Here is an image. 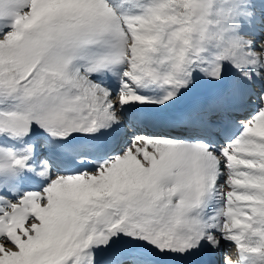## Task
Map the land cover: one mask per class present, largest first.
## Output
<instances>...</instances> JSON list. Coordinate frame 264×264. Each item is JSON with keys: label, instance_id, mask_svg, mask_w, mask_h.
Returning <instances> with one entry per match:
<instances>
[{"label": "snow or ice", "instance_id": "snow-or-ice-1", "mask_svg": "<svg viewBox=\"0 0 264 264\" xmlns=\"http://www.w3.org/2000/svg\"><path fill=\"white\" fill-rule=\"evenodd\" d=\"M32 14L0 0V38ZM29 40L0 67L2 264H264V0H100Z\"/></svg>", "mask_w": 264, "mask_h": 264}, {"label": "rangeland", "instance_id": "rangeland-1", "mask_svg": "<svg viewBox=\"0 0 264 264\" xmlns=\"http://www.w3.org/2000/svg\"><path fill=\"white\" fill-rule=\"evenodd\" d=\"M100 0H32L33 14L30 20H27L21 27L20 31L13 30L5 37L0 38V67H10L16 61L15 53H18L26 48L32 47L33 42L29 40V33L33 28L39 25L44 20H55L61 16H73L81 13H87L92 10H99ZM80 66H83L82 64ZM49 75L55 76L57 79L62 77V73L56 70L49 72ZM107 84L115 83L116 89L119 85L114 79L106 81ZM156 93V94H155ZM115 94V93H113ZM141 95L157 96L159 90L152 89L147 91H141ZM139 106L129 105L125 108H138ZM125 113V112H124ZM0 142H5L8 147L17 149L19 145L12 141H4L0 138ZM12 142V143H11ZM10 144V145H9ZM145 159L149 160L153 167H155L157 161L154 157L145 153ZM128 171L124 173V180L126 183H131L132 180L138 179V176H131L129 172L138 170L139 173L146 172L147 169L140 164L135 157H129L125 161ZM91 194V190L85 191L79 194L81 199H87ZM32 212L36 215L37 219L42 224L47 223L49 216V210L36 205L33 207ZM18 239V238H17ZM22 254L29 257H39L37 264H59L58 255L55 251V243L52 240L48 241H30L27 245L21 244ZM234 248V247H233ZM232 249V248H231ZM235 249V248H234ZM231 254V253H229ZM223 258L221 259L222 262ZM19 261V258H17ZM2 264V262H0ZM9 264H12L10 261Z\"/></svg>", "mask_w": 264, "mask_h": 264}, {"label": "bare ground", "instance_id": "bare-ground-1", "mask_svg": "<svg viewBox=\"0 0 264 264\" xmlns=\"http://www.w3.org/2000/svg\"><path fill=\"white\" fill-rule=\"evenodd\" d=\"M107 83V82H106ZM113 83V82H112ZM111 87L113 88V89H116V84H112L111 85ZM141 93V92H140ZM156 94V93H155ZM131 109H133V108H130V110ZM130 110L129 109H127V108H125V110H124V112H122L121 114L122 115H128L129 114V112H130ZM236 249V248H235ZM235 249L234 248H232L231 250H230V252L229 253H231V254H229V258L230 259H232L233 261H239V259H237V257H236V255H237V253H235ZM223 257L222 256H220L219 257V259L221 260ZM241 264H242V262H241Z\"/></svg>", "mask_w": 264, "mask_h": 264}]
</instances>
